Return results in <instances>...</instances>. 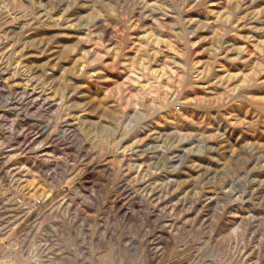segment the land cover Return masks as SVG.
<instances>
[{"label": "rangeland", "instance_id": "1", "mask_svg": "<svg viewBox=\"0 0 264 264\" xmlns=\"http://www.w3.org/2000/svg\"><path fill=\"white\" fill-rule=\"evenodd\" d=\"M0 264H264V0H0Z\"/></svg>", "mask_w": 264, "mask_h": 264}]
</instances>
